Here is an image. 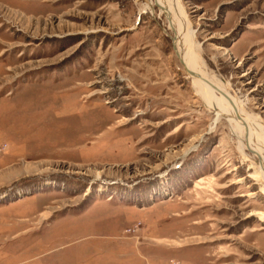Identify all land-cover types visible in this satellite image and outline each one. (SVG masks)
Wrapping results in <instances>:
<instances>
[{
  "label": "rangeland",
  "instance_id": "rangeland-1",
  "mask_svg": "<svg viewBox=\"0 0 264 264\" xmlns=\"http://www.w3.org/2000/svg\"><path fill=\"white\" fill-rule=\"evenodd\" d=\"M178 2L200 68L264 122V0ZM154 3L0 0V264H264L261 160Z\"/></svg>",
  "mask_w": 264,
  "mask_h": 264
},
{
  "label": "bare ground",
  "instance_id": "bare-ground-1",
  "mask_svg": "<svg viewBox=\"0 0 264 264\" xmlns=\"http://www.w3.org/2000/svg\"><path fill=\"white\" fill-rule=\"evenodd\" d=\"M154 5L159 7L162 13H166L170 19L169 26L174 31L173 37H175V45L181 55V61L194 74L191 77L195 92L217 113L218 118L221 114L228 115L231 128L239 138L242 153L247 157L245 150L248 149L261 160L260 172L255 173V177L262 178L264 181V122H261L257 116L248 114L243 109L242 102L236 101L225 83L223 84L218 78L209 77L200 68V55L195 51L193 30L178 0H155ZM148 7L154 8L147 3L141 5L144 9ZM216 90L220 92V96L215 92ZM262 189L264 190V184Z\"/></svg>",
  "mask_w": 264,
  "mask_h": 264
},
{
  "label": "water",
  "instance_id": "water-1",
  "mask_svg": "<svg viewBox=\"0 0 264 264\" xmlns=\"http://www.w3.org/2000/svg\"><path fill=\"white\" fill-rule=\"evenodd\" d=\"M171 40H172V45H173L174 52H175L176 56L178 57V59H179V61H180V59H181V55H180L179 51H178L177 48H176V45H175V37L171 38ZM180 63H181V65H182L183 69H184L189 75H194L192 71H190L189 69L186 68V66L184 65V63H183L182 61H180Z\"/></svg>",
  "mask_w": 264,
  "mask_h": 264
},
{
  "label": "built area",
  "instance_id": "built-area-1",
  "mask_svg": "<svg viewBox=\"0 0 264 264\" xmlns=\"http://www.w3.org/2000/svg\"><path fill=\"white\" fill-rule=\"evenodd\" d=\"M4 146H0V153L3 152Z\"/></svg>",
  "mask_w": 264,
  "mask_h": 264
}]
</instances>
